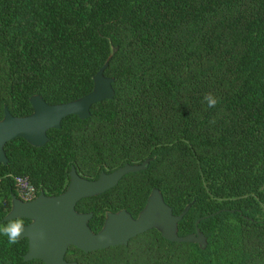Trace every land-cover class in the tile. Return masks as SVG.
Masks as SVG:
<instances>
[{"label":"trees","instance_id":"1","mask_svg":"<svg viewBox=\"0 0 264 264\" xmlns=\"http://www.w3.org/2000/svg\"><path fill=\"white\" fill-rule=\"evenodd\" d=\"M112 48V100L64 119L42 147L6 144L0 224L12 176L54 195L72 167L92 180L149 160L129 183L158 189L175 215L190 205L178 234L200 220L207 247L158 237L141 264H264V0H0V119L4 106L31 114L32 95L52 105L87 95ZM110 193L86 200L98 217L141 205ZM26 251L0 235V264H41Z\"/></svg>","mask_w":264,"mask_h":264},{"label":"water","instance_id":"2","mask_svg":"<svg viewBox=\"0 0 264 264\" xmlns=\"http://www.w3.org/2000/svg\"><path fill=\"white\" fill-rule=\"evenodd\" d=\"M115 54V49L93 76V88L87 95L63 104H48L40 95H32L29 103L32 113L27 116H13L4 106L0 119V165L6 166L7 143L21 138L30 146L39 148L49 142L48 132L59 130L61 123L69 116L80 120L90 117V109L97 103L112 100L114 78L104 72ZM149 160L141 164H125L113 172L100 173L96 180L81 178L74 167L70 171V183L66 191L56 197L40 194L30 202H23L15 195L11 199V211L4 221L14 218H27L31 223L24 228L21 239L28 240V250L24 261L40 260L44 264H76L64 260L68 247H76L85 253L126 245L128 240L146 231L155 229L162 238L172 243L196 244L201 250L207 247V237L199 230L198 220L195 233L180 236L178 224L190 208L187 205L178 214H173L158 189H153L137 219H132L125 211L107 213L103 228L94 234L88 227L91 214L77 213V202L105 193L115 187L127 174L148 168Z\"/></svg>","mask_w":264,"mask_h":264},{"label":"flooded vegetation","instance_id":"3","mask_svg":"<svg viewBox=\"0 0 264 264\" xmlns=\"http://www.w3.org/2000/svg\"><path fill=\"white\" fill-rule=\"evenodd\" d=\"M70 171L68 172V177L65 179L64 189L57 194L51 195V194L45 193L44 191L38 192L35 189V190H33L34 191L33 192L34 193L33 198L29 201H23L20 198H18V196H16V195L15 196L23 202H30V201L36 199L40 194H43L46 197L59 196L66 191V189L70 183V174H69ZM113 171L114 170L109 171V172H107V174H109ZM146 171H147V169L125 175L124 177H122L120 179L119 183L115 187H113L112 189L103 193V194H106V193L112 192V193L108 194L109 199L111 198V200H116V201H119L122 199H124L125 201H131V199H133V198H135V200L140 199L141 205L136 206L135 209H129L127 207L126 208L122 207V208H118L115 210H105L103 212V216L98 217V215L96 214L95 211L89 209L90 207L88 208L89 204L86 202V200L90 199V198H85V199H82L79 202H77V204L75 206V210L77 213L91 214V218L89 219L87 225H88L89 229L94 234H97L103 228L107 213H117L119 211H125L126 213H128L131 216L132 219H134V220L137 219L139 213L143 210L151 191L153 189H156V188H150L147 185H143V184L132 185L129 183V181H136L138 179V178L132 176L133 174L143 173ZM96 179H92V180H96ZM58 181H60L59 184H61L63 182L61 178ZM122 183H126L125 184L126 186H124V187L122 186L121 190H117L121 186ZM115 190H116V192H115ZM103 194H101V195H103ZM101 195H98V196H101ZM98 196H95V197H98ZM95 197H91V198H95ZM11 199H12V196H11ZM11 208H12V206H11V201H10V206H9V210H8L7 214L11 211ZM99 218H101V221L99 220ZM21 219L23 220V223L25 226H27L31 223V220H29L27 218H21ZM93 221L95 222L96 225L92 224ZM195 230H196V225H195L194 231L191 232L190 234L195 233ZM158 237L165 240L164 238L161 237V235L155 229H152V230L146 231L144 233H141L135 237L130 238L126 245L109 247L107 249L97 250V251L88 252V253H85L84 251L79 250L76 247L70 246V247H68V249L65 253L64 260L68 263H76V264H131L130 260L129 259L127 260V257L130 258L132 256L139 254V253H144V254L149 253L150 254V253H153V251L155 252L156 248L153 247V245H154V240H156ZM21 240L27 241V250H28V240L26 238L21 239ZM165 241L169 242L167 240H165ZM150 245H151V248L149 249ZM141 250H143L145 252H142ZM23 260H24V256H23ZM140 260H144V259H140ZM33 261H39L41 264H44L40 260H32V261H28V262H33Z\"/></svg>","mask_w":264,"mask_h":264},{"label":"clouds","instance_id":"4","mask_svg":"<svg viewBox=\"0 0 264 264\" xmlns=\"http://www.w3.org/2000/svg\"><path fill=\"white\" fill-rule=\"evenodd\" d=\"M203 101L207 103L208 108L215 107L219 102L218 98L213 96L212 93L205 94ZM210 123L214 124L215 120L210 121ZM24 228L25 225L23 220L21 218H14L4 224H0V235L7 238V242L10 246L16 245L19 243L24 234Z\"/></svg>","mask_w":264,"mask_h":264},{"label":"built area","instance_id":"5","mask_svg":"<svg viewBox=\"0 0 264 264\" xmlns=\"http://www.w3.org/2000/svg\"><path fill=\"white\" fill-rule=\"evenodd\" d=\"M16 180V193L18 198L23 201H29L33 198V188L29 185L28 181L22 177H18Z\"/></svg>","mask_w":264,"mask_h":264},{"label":"rangeland","instance_id":"6","mask_svg":"<svg viewBox=\"0 0 264 264\" xmlns=\"http://www.w3.org/2000/svg\"><path fill=\"white\" fill-rule=\"evenodd\" d=\"M18 177H20V176H12V180H13V185H14V189L16 190V178H18ZM22 178H24V180H26V181H28V183H29V180H28V178L26 177V176H24V177H22ZM29 185H30V183H29ZM33 190H35V188L33 187ZM34 192V191H33ZM34 194V193H33ZM138 257H140L139 256V254H137V255H135V256H132V257H127V260L129 259L130 261H131V263L132 262H134V259H137V260H139L138 261V263L137 264H140L141 263V260L138 258Z\"/></svg>","mask_w":264,"mask_h":264}]
</instances>
